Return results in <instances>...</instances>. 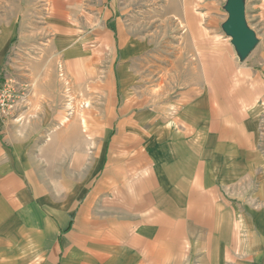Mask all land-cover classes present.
Listing matches in <instances>:
<instances>
[{
    "label": "rangeland",
    "instance_id": "obj_1",
    "mask_svg": "<svg viewBox=\"0 0 264 264\" xmlns=\"http://www.w3.org/2000/svg\"><path fill=\"white\" fill-rule=\"evenodd\" d=\"M227 1L0 0L1 28L16 27L0 67V130L11 163L0 182L22 183L1 186V256H40L41 243L56 240L47 226L60 218L76 224L89 208L87 222L88 214H112L111 194L89 201L106 172L119 183L141 151L142 163L153 161L190 103L208 107L213 131L254 136L264 155V0H245L259 41L245 61L223 29ZM250 179L223 190L221 227L193 224L176 243L181 264H264V218L252 215L264 212L256 195L264 177Z\"/></svg>",
    "mask_w": 264,
    "mask_h": 264
},
{
    "label": "crops",
    "instance_id": "obj_2",
    "mask_svg": "<svg viewBox=\"0 0 264 264\" xmlns=\"http://www.w3.org/2000/svg\"><path fill=\"white\" fill-rule=\"evenodd\" d=\"M15 37V26L4 29L0 25V67ZM202 103H190L167 128V147L159 144V148H153V161L142 163L147 155L141 151L131 163L127 162L128 169H122L125 173H121L119 183L106 172L89 201L95 203L111 194L116 199L107 201L112 214H88L87 222L82 218H86V211H92L89 208L83 210L85 213L76 224L74 219L60 218L56 224L47 226L56 239L48 243L50 246L41 243L47 251L41 250L35 258L13 253L0 255V264H181L180 258L174 257L176 243L186 239L193 224L223 225L219 218V213L225 215L223 190L236 184H250V178L255 175L264 177L258 171L264 169V155L253 144L254 136L249 133L242 136L240 131L231 136L219 129L213 131L208 107ZM177 124L183 129L176 128ZM237 127L241 129V124ZM5 150L0 130V176L11 167ZM145 163H149L148 170ZM131 167L137 172L132 179L127 172L134 170ZM15 182L16 178L10 176L8 181L0 182V191L3 185L4 192H8ZM16 185L22 187L21 182L17 181ZM256 195L264 200V187ZM252 215L264 218L263 210ZM263 223L258 225L260 230H264ZM71 232L78 239L69 244L64 235ZM65 247L72 251L66 258L60 255Z\"/></svg>",
    "mask_w": 264,
    "mask_h": 264
},
{
    "label": "water",
    "instance_id": "obj_3",
    "mask_svg": "<svg viewBox=\"0 0 264 264\" xmlns=\"http://www.w3.org/2000/svg\"><path fill=\"white\" fill-rule=\"evenodd\" d=\"M225 10L229 16L223 29L232 39L240 59L245 61L259 42L255 31L250 28L246 19L245 0H228Z\"/></svg>",
    "mask_w": 264,
    "mask_h": 264
}]
</instances>
